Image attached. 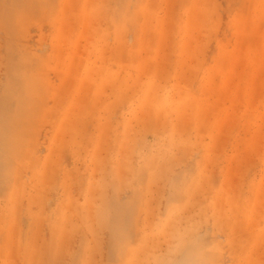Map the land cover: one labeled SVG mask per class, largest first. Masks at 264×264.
<instances>
[{
	"label": "rangeland",
	"instance_id": "374dc122",
	"mask_svg": "<svg viewBox=\"0 0 264 264\" xmlns=\"http://www.w3.org/2000/svg\"><path fill=\"white\" fill-rule=\"evenodd\" d=\"M0 264H264V0H0Z\"/></svg>",
	"mask_w": 264,
	"mask_h": 264
}]
</instances>
